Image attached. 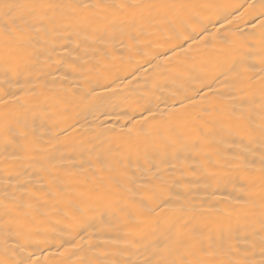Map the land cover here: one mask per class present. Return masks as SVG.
Segmentation results:
<instances>
[{"label": "bare ground", "instance_id": "obj_1", "mask_svg": "<svg viewBox=\"0 0 264 264\" xmlns=\"http://www.w3.org/2000/svg\"><path fill=\"white\" fill-rule=\"evenodd\" d=\"M4 2L54 8L40 11L35 19L27 17L34 26L31 40L7 46L0 40V129L11 125L18 137L15 144H6L0 134V260L13 253L39 264L181 259L161 252L157 239L168 234L177 217L247 231L259 260L264 142L258 130L243 140L225 135L226 143L216 145L226 158L236 153L241 159L197 167L195 175L182 181L187 188L172 186L187 201L185 208L177 210L173 202L164 211L133 209L135 222H125L115 209L140 202L150 191L143 186L156 179L157 168L172 172L170 165L179 168L178 161L195 156L194 129L204 125L211 133L207 138L219 140L217 122L233 106L252 109L258 128L262 44L258 30L252 31L258 21L251 13L258 14L264 0H130L212 5L190 10L199 14L192 26L207 28V43L199 35L197 43L184 42L175 32L156 28H149V34L137 28L134 40L130 14H118L113 22L95 19L94 10L79 7L97 0H0ZM242 39L247 40L243 47ZM179 44L185 49L192 44V50L184 52ZM233 65L241 69L239 74L228 71ZM185 97L204 99L177 112L180 101L188 103ZM142 117L147 121L141 122ZM23 133L34 150L13 162ZM240 144L245 153H239ZM213 159L219 157L214 153ZM152 164L156 167L149 171ZM53 175L59 182H52ZM17 179L31 181L32 189L49 184L57 194L18 208L13 200L28 198L16 191ZM6 204L10 215H5ZM210 204L226 211L209 215L204 209ZM18 222L26 225L23 231ZM186 256L204 258L195 242Z\"/></svg>", "mask_w": 264, "mask_h": 264}, {"label": "snow or ice", "instance_id": "obj_2", "mask_svg": "<svg viewBox=\"0 0 264 264\" xmlns=\"http://www.w3.org/2000/svg\"><path fill=\"white\" fill-rule=\"evenodd\" d=\"M82 9H92L93 18L108 20L112 18L113 22L118 18V14H130L132 17V27L133 34L132 38L136 39V29L139 28L141 34H149V28L160 29L161 31H173L176 33L177 38L183 39L184 42L192 40L193 43H197L195 37L197 35L202 36L205 43L210 42L209 36H205L207 33V28H201L197 31L193 26L192 22L196 21L199 17L198 12H191V9H210L212 5H191V4H169V3H156V4H141L130 2V0H97L96 3H84L79 5ZM54 8L51 4L35 3V4H16L4 2L0 4V40L7 46L13 41L24 42L32 39L31 33L33 31V24L31 17L35 19L40 11L47 13ZM249 9H253V5L248 6ZM183 10V12L181 11ZM247 11V9H246ZM243 15V13L241 14ZM255 16L258 21L257 24L253 25V33L255 34L258 30L261 37V68L258 78L261 82V96H260V124L257 126L253 121V110L245 107L233 106L229 111H227L222 119L218 121V133L221 138L208 139L207 137L211 134L204 125L199 128L194 129V134L191 137L192 147L195 151V156L191 159H185L183 161H178L180 167L177 165H170L172 172H168L167 169L157 168V172L154 173L156 179L150 181L147 185L143 187L148 188L150 191L145 192L143 198L140 202L133 205H126L121 208L115 209L116 212L121 213L125 217V222H135L138 217L133 209H137L144 213L155 212L157 208L160 211H164L165 208L172 206L175 203L176 209L180 210L185 208L187 201H183L179 193H173L171 191L172 186H181L187 188V184H183L182 181L188 175H195L197 167L204 168L206 165L219 166L221 159H241L240 155L233 153L231 157H225L224 152L220 150L216 145L226 143L224 136L228 137H240L241 140L245 139L251 132L258 130L262 142H264V6L257 14L255 11L251 13ZM137 18H139V23H137ZM167 26L165 29L164 26ZM183 30H188L192 35H184ZM212 35V34H209ZM214 38V36H213ZM226 41L230 44H236L237 41L231 40ZM247 43L246 39L240 41V46L243 47ZM184 52H190L192 50V44L188 45V48H183V44L176 45ZM174 51V49H170ZM7 71V69H6ZM229 72L240 73L241 69L237 65H233L232 68L228 69ZM224 73H221L223 75ZM188 101L185 104L180 101V107L176 109L177 112L188 108L190 105L195 107L198 103L203 101L204 97H200V100H194L191 97H185ZM149 115H152L149 110ZM147 117H142L141 122H146ZM155 119V116H153ZM133 129H129L131 133ZM0 134L3 135L6 144H15L16 133L14 132L11 125H5L0 129ZM24 139L18 145V152H13L12 161H20L25 158V154L31 153L34 149L31 147L28 141L27 133L21 134ZM239 153H245L246 148L243 144L237 146ZM226 151H231V147L226 149ZM219 159H213V154ZM203 155V159L201 156ZM7 162V160H6ZM164 161H162L163 163ZM262 164H264V157H262ZM152 167H156L152 164L149 167L151 171ZM43 170V169H42ZM179 171L181 175L179 177L174 176V173ZM161 173L165 175L162 176ZM9 176L12 173H8ZM16 177L19 178L20 172L15 173ZM165 176L167 178H165ZM130 183H135L134 177H127ZM52 182H59L57 177L53 175ZM31 181L25 180L21 182L17 179L16 191L20 192L21 197H27L28 200L25 202L21 200L17 203L13 200V204L18 208H30L32 207L31 201L50 196L56 195L53 192L49 184H41L39 187L32 189L29 187ZM131 191V189H128ZM9 193H5V199L7 200ZM153 200L157 202L152 203ZM209 215L212 213H218L221 210L213 207L211 204L204 209ZM10 210L8 205H5V215H10ZM17 227L22 231L26 228L25 224L19 223ZM249 233L244 230L236 229L233 230L231 226L227 228L222 224L218 226H213L209 223L190 222L184 220L180 217L176 218V221L169 229L168 234L159 240V250L161 252H167L170 256L180 255L181 259H166L163 256L152 264H264V219L261 221V235L259 237V260H256L257 255V245L249 239ZM193 242L198 246L199 252L203 254V259H197L195 261L187 259L186 251L193 246ZM19 247V246H18ZM72 248H77L78 246L73 244ZM69 249L65 248L64 251L67 252ZM0 264H39L38 260H32L29 256L25 259H16L15 253L12 254L11 259L0 260ZM81 264H93L92 261L81 262ZM96 264H105L104 260L101 258ZM144 264H149L145 261Z\"/></svg>", "mask_w": 264, "mask_h": 264}]
</instances>
